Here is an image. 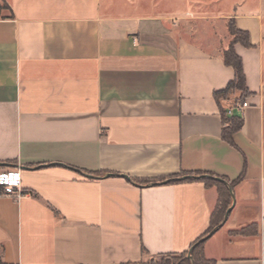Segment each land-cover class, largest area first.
Masks as SVG:
<instances>
[{
	"label": "crops",
	"instance_id": "1",
	"mask_svg": "<svg viewBox=\"0 0 264 264\" xmlns=\"http://www.w3.org/2000/svg\"><path fill=\"white\" fill-rule=\"evenodd\" d=\"M185 2L0 0V169H19L22 191L0 187V264L189 251L219 198L216 186L173 180L195 171L242 177L203 256L264 264L262 21L193 17ZM232 18L250 37L234 44L249 93L218 102L235 77L231 37L203 30L198 42L192 21ZM239 119L230 143L224 130Z\"/></svg>",
	"mask_w": 264,
	"mask_h": 264
},
{
	"label": "trees",
	"instance_id": "2",
	"mask_svg": "<svg viewBox=\"0 0 264 264\" xmlns=\"http://www.w3.org/2000/svg\"><path fill=\"white\" fill-rule=\"evenodd\" d=\"M229 32L232 36L231 43L228 49L224 51L223 58L227 65L234 68L235 77L229 82L225 89L215 92V98L218 102L222 99H230L232 94L235 92H240L241 99H245L248 96V89L246 85V75L243 68V60L240 55H238L234 49L235 43H241L244 46L250 47V37L247 31L237 28L234 19L228 21ZM227 121V119H225ZM242 120H235L232 122L229 128H225L223 136L224 138L233 143V134L241 128ZM193 174L201 175L208 174L202 171L187 172L182 173V175ZM212 175V174H210ZM214 176V175H213ZM241 176L230 182L232 188L241 180ZM190 179H188L189 181ZM203 182L207 187L216 186L219 192V198L215 209L211 215V223L207 231L201 236L203 237L209 233L214 227H216L224 218L226 210L232 204V196L225 183L214 179V178H200L193 179ZM199 237L197 240H199ZM197 240L195 242H197ZM194 242V243H195ZM205 241L198 244L191 252L194 260V264H216L214 260L206 259L202 254V246ZM193 243V244H194ZM192 244V245H193ZM191 245V246H192ZM188 250L181 253H167V254H157L151 255L145 248L142 249V259L139 261H130L122 264H192L191 260L187 257Z\"/></svg>",
	"mask_w": 264,
	"mask_h": 264
},
{
	"label": "rangeland",
	"instance_id": "3",
	"mask_svg": "<svg viewBox=\"0 0 264 264\" xmlns=\"http://www.w3.org/2000/svg\"><path fill=\"white\" fill-rule=\"evenodd\" d=\"M161 2L164 3V0H161ZM183 7L189 10L193 17L196 15H214L220 13L259 15L262 21L261 30L263 36L261 43V61L264 66V0H186ZM178 8L179 7L177 6L176 9ZM161 9H167V6L161 4ZM224 22L225 21L223 20L192 21V26L195 31L192 38L198 42H205L202 38H199L200 36L198 33L206 30L211 34L216 33L221 37L226 32L232 39V36L228 31V27Z\"/></svg>",
	"mask_w": 264,
	"mask_h": 264
},
{
	"label": "built area",
	"instance_id": "4",
	"mask_svg": "<svg viewBox=\"0 0 264 264\" xmlns=\"http://www.w3.org/2000/svg\"><path fill=\"white\" fill-rule=\"evenodd\" d=\"M236 107L243 109L248 106L247 101L238 102ZM229 112H232L231 110ZM0 187L4 195L20 197L21 191V172L19 169L0 170Z\"/></svg>",
	"mask_w": 264,
	"mask_h": 264
},
{
	"label": "water",
	"instance_id": "5",
	"mask_svg": "<svg viewBox=\"0 0 264 264\" xmlns=\"http://www.w3.org/2000/svg\"><path fill=\"white\" fill-rule=\"evenodd\" d=\"M204 177L214 178V179H217V180L225 183L226 186L228 187L229 191H230L231 196H232V204L226 210V213L224 215L223 220L216 227H214L209 233H207L206 235H204L203 237H201L199 240H197V242H195L191 246V248L189 249V252H188L187 257L191 260V263L192 264H194V260H193V257L191 255L192 250L198 244H200L201 242H203V241L207 240L209 237H211L220 227H222L224 225V223L228 219L229 214L231 213V211L233 209V206L235 204V195H234V192H233V188L230 185V183L227 180H225L224 178H221V177H218V176H213V175H210V174H201V175L187 174V175H184V176H180V177H177V178H173V180L200 179V178H204ZM168 181H170V180H165L164 182H168Z\"/></svg>",
	"mask_w": 264,
	"mask_h": 264
}]
</instances>
